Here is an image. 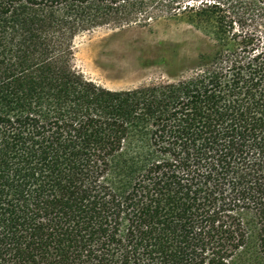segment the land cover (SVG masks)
Segmentation results:
<instances>
[{"label": "trees", "instance_id": "16d2710c", "mask_svg": "<svg viewBox=\"0 0 264 264\" xmlns=\"http://www.w3.org/2000/svg\"><path fill=\"white\" fill-rule=\"evenodd\" d=\"M178 25L186 76L73 66L84 33ZM0 264H264V0H0Z\"/></svg>", "mask_w": 264, "mask_h": 264}, {"label": "rangeland", "instance_id": "374dc122", "mask_svg": "<svg viewBox=\"0 0 264 264\" xmlns=\"http://www.w3.org/2000/svg\"><path fill=\"white\" fill-rule=\"evenodd\" d=\"M198 36L184 25L156 33L100 28L75 40L73 66L112 90L172 80L190 73L182 59L195 55Z\"/></svg>", "mask_w": 264, "mask_h": 264}]
</instances>
